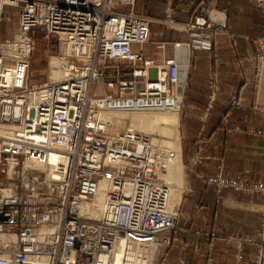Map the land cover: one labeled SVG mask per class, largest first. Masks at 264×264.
Masks as SVG:
<instances>
[{"label": "built area", "instance_id": "2783aa9c", "mask_svg": "<svg viewBox=\"0 0 264 264\" xmlns=\"http://www.w3.org/2000/svg\"><path fill=\"white\" fill-rule=\"evenodd\" d=\"M136 3L0 0V264H132L125 254L132 245L173 242L179 215L170 210V188L157 173L174 152L148 132L110 131L113 123L104 119L108 112L142 110L147 102L170 111L182 101L177 60L159 64L133 50L151 40L152 20L134 11ZM117 6L129 13H119ZM9 8L19 10L18 28L4 38ZM165 15V27H184L171 9ZM189 28L210 32L198 48L210 47L222 31L204 18L182 29ZM39 35L56 38L49 68H65V77L35 85L30 69ZM259 44L261 72L264 37ZM115 63L131 70L103 71ZM108 77L116 80V92L94 95V85ZM211 79L210 107L219 91L218 76ZM51 153L66 159L56 165L57 177L47 179L40 164ZM101 191H107L104 204L91 217ZM243 241L258 246L264 260V241Z\"/></svg>", "mask_w": 264, "mask_h": 264}, {"label": "crops", "instance_id": "0c3cea01", "mask_svg": "<svg viewBox=\"0 0 264 264\" xmlns=\"http://www.w3.org/2000/svg\"><path fill=\"white\" fill-rule=\"evenodd\" d=\"M167 8L182 28L204 18L222 31L213 35L210 47L198 48L210 32L165 27ZM129 10L117 8L121 14ZM134 11L152 20L150 42L134 45V52L159 64L175 59L186 71L181 85L186 122L181 211L187 229L173 233L160 264H234L239 243L218 237L210 246L205 232L255 234L261 225L263 196L255 186L264 182V67L257 71L256 56L264 37V0H137ZM118 70L131 68L117 63L103 68ZM214 74L219 91L207 108L209 76ZM92 92L115 93L116 86L99 80ZM241 254L240 264L254 263L252 245L244 244Z\"/></svg>", "mask_w": 264, "mask_h": 264}, {"label": "rangeland", "instance_id": "374dc122", "mask_svg": "<svg viewBox=\"0 0 264 264\" xmlns=\"http://www.w3.org/2000/svg\"><path fill=\"white\" fill-rule=\"evenodd\" d=\"M118 6L116 7L117 11ZM18 17H19V10L18 9H13L9 8L6 10V13L4 15V23L2 26V36L4 38H12L15 32L17 31L18 28ZM55 46L57 47V41H55V38L49 40H44V38L40 37L37 40V47L35 50V53L32 58V65L30 69V82L31 84L35 85H41L43 83H46L49 81V78L52 77V79H60L63 72L62 70H57L54 69V72L51 73V68H49V62L51 60V57L55 55ZM54 49V51L52 50ZM57 49V48H56ZM53 71V70H52ZM186 75V74H185ZM212 77V76H211ZM209 76V92H208V105L207 108L210 107L209 105V96L211 93V82L212 79ZM219 79V78H218ZM106 81H114L113 78H105ZM93 91V89H92ZM93 93V92H92ZM98 95H104V94H98ZM183 97V91L182 95ZM181 104H180V99H179V104L178 106H175L173 109L170 111L164 110V111H140V112H134V113H121L116 117L115 123L118 125V129L127 127V126H132L134 128H139V129H150V132L156 137L161 144L164 147L170 148L171 150L175 151V155L173 158H175L176 155H180V166L178 168V171H174V175H171L170 169L172 167V161L175 160L172 158V160L169 162L167 171L164 172L160 176V179L168 184H171L170 182L174 183L172 184V194L171 197H176L173 201H175L176 207H178V217H177V224L176 228L178 230L182 229H187V225L185 222V214L181 211L182 208V200H183V195H184V173L182 170V175H181V166L183 167L184 163V154H183V149H182V143H183V138L182 134H184V129L186 127V122L184 121L183 117V98H181ZM214 104V103H213ZM181 112V113H180ZM178 116L176 121H171L168 123H159L156 125H152L149 120H152V117H168L171 119V116ZM149 117L148 121L141 120V117ZM147 119V118H146ZM173 120V119H172ZM194 124V123H193ZM153 130V131H151ZM45 162H42L40 164V167L45 170L46 165L44 164ZM172 170V169H171ZM44 173V171H42ZM41 172V173H42ZM166 176V177H164ZM182 177V180H181ZM260 190V193L263 196V209H262V218H261V225L257 232L255 234H241L239 232L235 233H228L222 235L221 233L219 234L217 231H208L205 232L206 235L209 236L210 239V246H212V240L215 238H223L226 241H236L239 243V251L236 254V262L234 264H240L242 260V254L241 251L243 249V245L246 244L244 243V239L248 236L255 237L257 239H261V241H264V182L259 183L258 185L255 186ZM3 191H6L5 193L8 194V189H4ZM200 232V231H199ZM207 236V237H208ZM232 237V238H230ZM248 244V243H247ZM251 245V244H250ZM255 249V258H254V263L253 264H264V260H261V257L259 256L260 250L258 246L252 245ZM161 247H151V257L149 261L145 264H160V256L162 255V248ZM212 247H210L211 249ZM145 249V248H143ZM261 260L262 263H259ZM146 260L144 259L141 261V263H144Z\"/></svg>", "mask_w": 264, "mask_h": 264}, {"label": "bare ground", "instance_id": "6f19581e", "mask_svg": "<svg viewBox=\"0 0 264 264\" xmlns=\"http://www.w3.org/2000/svg\"><path fill=\"white\" fill-rule=\"evenodd\" d=\"M182 59V58H181ZM185 59V58H184ZM180 62V61H179ZM183 64L185 65L186 63H183L182 62V66H183ZM179 65H181V64H179ZM184 67V66H183ZM54 69H56V71L57 70H62V72H63V74H62V76H61V78L60 79H57V80H55V79H52V77L51 78H49V81H58V80H61V79H63L64 77H65V74H64V69L65 68H51V73H53L54 72ZM53 70V71H52ZM183 70H182V68H179V73L180 74H182V80H181V85L184 83L183 82V77L185 76V74H186V71H185V68H184V73L182 72ZM149 72V71H148ZM147 72V73H148ZM185 80V79H184ZM48 81V82H49ZM111 82H113V83H115L116 81H111ZM183 82V83H182ZM113 84H111V83H109V87L110 86H112ZM115 85H116V83H115ZM181 98H182V96H181ZM172 99H171V101H170V103L169 104H171L172 103ZM164 110H166L165 108H160V107H153V105L150 103V102H147L146 103V105H145V107H144V109H142V110H139V111H114V112H108V113H106L105 114V116H104V119L105 120H109V121H111L112 123H113V129H110V131H120V130H123V129H126V128H128V127H130V128H132V129H135V130H138V131H142V132H148V133H151L150 132V129H139V128H134V127H132V126H127V127H124V128H121V129H118V125H117V123H115V121H117L118 122V120H116V117H118V115L119 114H121V113H134V112H140V111H164ZM172 118L171 119H169L168 117H152V120H149V117H141V120H145V121H150L151 122V124L152 125H156V124H159V123H168V122H171V121H176V118H177V116H171ZM147 118V119H146ZM173 119V120H172ZM151 131H153V130H151ZM152 134V133H151ZM152 137H154V135L152 134ZM155 138V141H159L156 137H154ZM161 143V142H160ZM173 152H174V155H175V151L174 150H172ZM174 157V156H173ZM65 159L66 158H63L62 156H60V155H58L57 153H51V154H49L48 156H47V159H46V161H45V163H46V165H47V167H46V169L45 170H43L44 171V173H45V177L47 178V179H50L51 177H52V175H55V177H57V173H55L56 171H54L55 170V167H56V165H58L59 163H62V162H64L65 161ZM173 159H175V160H173L172 161V167H171V169H170V174L171 175H174V171L175 172H177L178 171V168H179V166H180V155L178 154V155H176L175 156V158H173ZM168 167V166H167ZM41 168V167H40ZM48 168V169H47ZM42 169V168H41ZM39 170L40 169H36V170H34V171H37V172H39ZM167 171V168L165 169V170H160V171H158V173H157V176H159V180L162 182V183H164L167 187H169L170 188V197H169V208H170V210L171 211H173V212H178V207H176V205H175V201H173L172 200V197H171V194H172V191H171V189H172V184H174V183H172V182H170L171 184H168V183H166V182H164V181H162L161 179H160V176L162 175V174H164V172H166ZM10 174H13V169H12V167H11V169H10ZM164 177H166V176H164ZM105 185H106V181L105 180H103L102 182H101V186H102V188H104L105 187ZM8 189V194H6L5 192L6 191H3V194L4 195H9L10 194V189H9V187H4V189ZM106 192L107 191H105V192H103V191H101L100 192V194L98 195V197H97V200L94 202V204L90 207V212H88V215L89 216H91V217H95L96 215V213H98V211L102 208V206H103V204H104V200H105V197H106ZM95 213V214H94ZM0 237H4V235L3 234H1L0 233ZM134 245H137L136 247H134ZM134 245H132L131 246V252L127 249L126 251H125V254L127 255V256H129V258L130 259H132V264H145V263H147L148 261H149V259L151 258L152 259V257H151V247H156V245L155 244H153V243H148V242H146V243H139V244H134ZM143 248H145V249H143ZM141 253V254H144L143 256H149L148 258V260L146 259V258H141L140 256H139V253ZM146 260L144 263H141V261H143V260Z\"/></svg>", "mask_w": 264, "mask_h": 264}]
</instances>
